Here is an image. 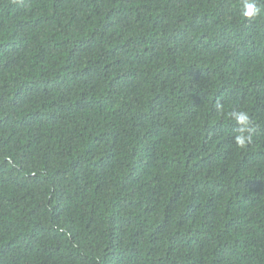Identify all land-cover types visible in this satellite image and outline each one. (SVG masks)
Segmentation results:
<instances>
[{
    "label": "trees",
    "instance_id": "obj_1",
    "mask_svg": "<svg viewBox=\"0 0 264 264\" xmlns=\"http://www.w3.org/2000/svg\"><path fill=\"white\" fill-rule=\"evenodd\" d=\"M243 5L0 0V264H264V0Z\"/></svg>",
    "mask_w": 264,
    "mask_h": 264
},
{
    "label": "clouds",
    "instance_id": "obj_2",
    "mask_svg": "<svg viewBox=\"0 0 264 264\" xmlns=\"http://www.w3.org/2000/svg\"><path fill=\"white\" fill-rule=\"evenodd\" d=\"M259 14V9L256 6V0H244L242 15L246 18L253 19ZM231 118L236 124V135L234 143L238 148H245L252 142L253 123L247 111L234 110L231 113Z\"/></svg>",
    "mask_w": 264,
    "mask_h": 264
}]
</instances>
